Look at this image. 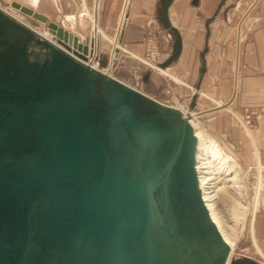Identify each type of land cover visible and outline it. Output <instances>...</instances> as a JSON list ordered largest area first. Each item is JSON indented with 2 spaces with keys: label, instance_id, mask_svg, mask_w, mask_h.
I'll use <instances>...</instances> for the list:
<instances>
[{
  "label": "water",
  "instance_id": "95a60500",
  "mask_svg": "<svg viewBox=\"0 0 264 264\" xmlns=\"http://www.w3.org/2000/svg\"><path fill=\"white\" fill-rule=\"evenodd\" d=\"M173 1L159 11L174 36L162 68L183 48ZM12 7L55 42L0 6V264H226L183 113L86 64L87 45L46 16Z\"/></svg>",
  "mask_w": 264,
  "mask_h": 264
},
{
  "label": "crops",
  "instance_id": "0c3cea01",
  "mask_svg": "<svg viewBox=\"0 0 264 264\" xmlns=\"http://www.w3.org/2000/svg\"><path fill=\"white\" fill-rule=\"evenodd\" d=\"M244 3L247 8L253 4L254 10L244 23L246 31L242 39L241 24L247 10L241 7ZM160 5L161 0H40L35 7L30 3L29 8L86 44L89 63L96 62L101 70L130 84L133 78L128 80V75L136 78L139 74L145 75L141 79L145 82L150 78L148 71L141 72L144 69L138 59L145 53L143 40L147 30L172 36L174 40L172 32L159 21ZM188 12L191 15H185ZM93 14L101 31L97 45L93 39ZM122 17L127 24L117 40L118 48L113 39ZM169 17L183 40L179 59L169 67L173 75L183 77L193 87L190 92L181 86L175 88L185 103L183 106L200 115L202 125L212 132L226 153L244 166L254 164L264 155V114L254 118L256 127L248 136L228 113L207 112L220 110L219 106L213 107L217 97L228 100H220L228 105L232 101V106L242 112L247 107L264 108V0H174ZM237 24L239 40L235 41ZM167 51L164 50L162 64L172 54ZM187 71L188 75H184ZM194 95H197L194 107L199 111L190 108ZM260 214L254 222L253 236L258 251L264 255V216Z\"/></svg>",
  "mask_w": 264,
  "mask_h": 264
},
{
  "label": "rangeland",
  "instance_id": "374dc122",
  "mask_svg": "<svg viewBox=\"0 0 264 264\" xmlns=\"http://www.w3.org/2000/svg\"><path fill=\"white\" fill-rule=\"evenodd\" d=\"M19 3L21 5L27 6L29 7L30 2L29 0H0V5L8 10H10L11 12H13L15 15H17L18 17H20L23 21L27 22L28 24H30L31 26H33L34 28L38 29V30H43V29H48L47 24L41 23L39 21L34 20L33 18L25 15L24 13L14 9L12 7V3ZM253 4H251L250 6H248L244 3L241 5V7H245L247 8L245 14L243 15V21H242V33H241V38H244L245 35V31H246V23L245 21H247V19L249 20V17H252L253 14ZM214 7V5L212 6ZM212 10V9H210ZM231 10V9H230ZM210 14V11H207ZM185 15H191L190 12L185 13ZM239 16V15H238ZM126 21V22H125ZM127 24V20L124 19V23H123V27L121 29V31L118 29V33L116 35V37L113 39L114 43H117L118 47L119 43L117 42V37L119 38L120 35H122L124 27H126ZM93 27V25H92ZM237 27L238 24L234 26V33H235V41L236 39H238L239 34L237 31ZM152 38L157 42L158 45V49L159 52L161 54L160 58L157 61V66H160L162 64V56L164 54V50L167 49L168 51H172V47H173V37L172 36H162L160 34H158L155 30H151L148 29L147 33L144 37L143 43L145 45V53L142 57H138L139 61L142 63V67H143V73H146V71H148L150 78L149 81L145 82L141 79L145 78V75L139 74L138 77H134L132 75H128L126 78L128 80H132L133 78V83H130L131 86L139 89L140 91L151 95L153 97H155L157 100L168 104V105H173V104H185L183 103V101L181 100V98L179 97V95L176 93L175 88L176 87H183L184 89H187V91H191L192 90V85L190 86L189 84H187V82L184 80L183 77H176L175 75L172 74L171 68L168 66L166 67V69H168V71L177 78V80L171 78L170 76L164 75L160 72H158L155 67H151L147 64V61L145 60V55H146V43H147V38ZM241 39V40H242ZM239 40V39H238ZM167 51V52H168ZM97 56V54H96ZM95 56V57H96ZM95 59V58H94ZM94 62V61H93ZM96 64V62H94ZM99 67V66H98ZM184 75H188V71L184 73ZM132 76V77H131ZM134 79H137L136 81ZM182 79V80H181ZM186 95V100L188 101L189 97H188V93H185ZM220 100L222 101H228L222 98H216L214 99L213 102V107L214 106H219L220 110H214L211 109L212 111H209L207 113H216L219 111H224V113H228L230 115V117L233 120V123L235 125H237L238 127H240L243 131H245V133L249 136L250 134H252V131L255 129L256 125L254 123V118L259 117L261 114H264V108H262L261 110H257V109H251V108H244L243 112L239 111L238 109H235L232 104L228 105L227 108L222 107L223 105L221 104H226V103H222L220 102ZM221 106H220V105ZM211 107V108H213ZM195 111H199L198 109H196L194 107ZM246 110H248L250 113H252L250 115V118H247L246 114ZM200 124L201 127L203 129H205L210 136H212L215 140L216 137H214V135L212 134L211 131H209L208 129H206L203 125H202V119L200 118ZM250 132V134H249ZM218 142V141H217ZM224 151V149H223ZM225 152V151H224ZM226 153V152H225ZM228 154V153H226ZM229 155V154H228ZM232 156V155H230ZM235 160L236 158L234 156H232ZM259 160V159H258ZM237 161V160H236ZM240 165L241 168V180H242V184L244 185V191H243V200L241 202H245L248 205V210L246 211V214H244L242 216V218H240V220H235L233 218V214H232V205L234 203V194L233 193H228L226 191H219L217 195V205H218V209L221 212V215H223V218H225L224 220L227 222L228 226H230V229H232L231 231L234 233L235 237H236V246H235V250L234 253L232 255V259L230 261V264H235L236 261H239L241 259L244 258H251L253 260H255L256 262L260 263V264H264V255L262 253H260L258 251V247H256V242L254 240V236H253V226H254V222H253V218L256 219V217H258V215H262V217L264 216V211L261 212H257L256 215H254V211L252 209L254 201L253 200V196H252V187H251V183H249L248 180V175H247V170L249 169V167L255 165L257 163V161L254 164H249L244 166L243 164H241L239 161H237ZM231 194V195H230ZM219 197V198H218ZM233 218V219H231ZM235 220V221H234ZM237 221V222H236Z\"/></svg>",
  "mask_w": 264,
  "mask_h": 264
},
{
  "label": "bare ground",
  "instance_id": "6f19581e",
  "mask_svg": "<svg viewBox=\"0 0 264 264\" xmlns=\"http://www.w3.org/2000/svg\"><path fill=\"white\" fill-rule=\"evenodd\" d=\"M29 2L31 3L32 6L35 7L38 5L40 0H29ZM2 8L5 9L4 7H2ZM5 10L10 12L14 17H16L20 21L24 22L26 25H28L31 28H33L34 30H36V32L43 39L55 42L48 29L38 30V29L34 28L33 26H31L30 24H28L27 22L23 21L20 17L15 15L10 10H7V9H5ZM124 19H125V17H122L120 22H119V30L120 31L123 27ZM92 24H93V31H94L93 32V39L97 45L101 31L97 27V17L94 14L92 15ZM117 39H118V37H117ZM115 44H116V47H118L117 46L118 44L117 43H115ZM87 60H88V58L86 60H83V61L86 64L90 65L92 68L99 70V71H101V72H103L109 76L114 77L110 73H107V72L101 70L100 68H98L97 64L89 63ZM154 67L158 72H160L164 75L170 76L171 78L177 80V78L175 76H173L168 71V69L162 68L161 66H157V65H154ZM177 81H179V80H177ZM128 85H130V84H128ZM161 103H163V102H161ZM221 105H223L222 107H224V108L228 107V104H225V105L221 104ZM169 106H172V107L179 109L183 113L184 117L191 124V126L194 130V134H195L196 139H197L196 170H197V174H198L199 187H200L202 199H203L204 204H205V206L209 212V215H210L212 221L214 222V224L216 225L223 241L229 247V253H228V258H227L226 264H230V261L232 259V255L234 253L235 246H236V237H235L234 233L231 231L232 229H230V226H228L227 222L224 220L225 218H223V215H221V212L218 209L216 199H217V196H219V195H217V194H219L218 193L219 191H226L228 193H233L234 194V196H233L234 197V203L232 205L233 206L232 207L233 218L235 220H238V219L240 220V218H242V216L244 214H246V211L248 210L249 204L247 205L245 202H241L243 200L244 185L242 184V180H241L242 178H241V173H240L241 172L240 165L232 156L226 154L223 151V149L221 148V146L219 145V143L217 142V140H215L212 136H210V134L205 129H203L201 127L199 117H198L200 115H198L197 113H194L193 111H191L188 108H185L181 104H173V105H169ZM249 134H250V132H249ZM233 218H231V219H233ZM254 221H255V218H253V222Z\"/></svg>",
  "mask_w": 264,
  "mask_h": 264
},
{
  "label": "built area",
  "instance_id": "2783aa9c",
  "mask_svg": "<svg viewBox=\"0 0 264 264\" xmlns=\"http://www.w3.org/2000/svg\"><path fill=\"white\" fill-rule=\"evenodd\" d=\"M160 56L161 54L159 52L157 42L151 37L147 38L145 55L147 64L153 68L154 65H157V61ZM246 114H248L247 118H250L252 113L246 110ZM247 175L253 191L252 201H254V204L252 209L254 211V215H256L257 212L264 211V155L255 165L249 167Z\"/></svg>",
  "mask_w": 264,
  "mask_h": 264
}]
</instances>
